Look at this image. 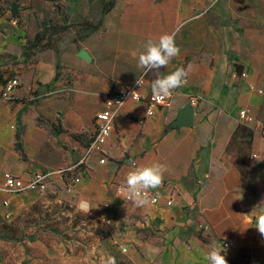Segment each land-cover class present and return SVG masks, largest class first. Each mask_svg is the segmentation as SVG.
I'll use <instances>...</instances> for the list:
<instances>
[{
    "label": "crops",
    "instance_id": "crops-1",
    "mask_svg": "<svg viewBox=\"0 0 264 264\" xmlns=\"http://www.w3.org/2000/svg\"><path fill=\"white\" fill-rule=\"evenodd\" d=\"M250 1L114 0L101 27L77 49H84L89 60L76 55L77 62H87L85 85L103 97L98 110L107 94L143 73L137 67L138 55L149 38L163 33L175 32L181 51L159 72L183 66L189 72L188 83L150 115L142 100H127L113 113L112 132L102 146L106 161L100 163L98 154L87 157L86 176L70 203L63 204L68 205L65 215L81 214L93 224L119 226L116 237L130 235L147 256L146 264L159 257L158 264H207L205 253L213 244L222 249L228 264H264V237L252 227L264 207L258 205L241 170V163L254 155L259 135H264V38L254 32L253 38L251 30L235 25L240 10L252 7ZM254 1L264 9V0ZM7 44L2 42L0 52ZM155 78V71L145 76L143 95ZM190 96L197 98L191 124L172 126ZM241 108L254 120H238ZM8 114L0 115V120L6 121ZM130 159L139 165L166 166L163 183L176 192L170 206L163 205L162 197L145 207L120 199L115 186L125 181ZM1 182L2 170L0 198L22 210L41 195L35 190L9 194ZM82 201L93 207L87 215L79 210ZM138 227L158 234L162 241L141 240L133 230ZM59 260L57 264H72L67 256Z\"/></svg>",
    "mask_w": 264,
    "mask_h": 264
},
{
    "label": "rangeland",
    "instance_id": "rangeland-1",
    "mask_svg": "<svg viewBox=\"0 0 264 264\" xmlns=\"http://www.w3.org/2000/svg\"><path fill=\"white\" fill-rule=\"evenodd\" d=\"M101 1H0V45L8 43L0 52V74L4 80L13 76L19 80L10 99L0 97V115L9 113L6 121L0 120L2 172L21 174L26 167L55 169L83 156L103 97L85 85L87 62H77L76 51L86 37L80 36L81 23L100 17ZM250 3V9L240 10L235 25L251 30L253 38L254 33L264 38V9L258 1ZM54 23L66 25V29L51 36L50 48H22L26 38ZM16 130L20 131L21 154L14 148ZM255 149L244 169L258 205L264 207V135H259ZM80 183L71 192L56 184L55 193L41 194L24 210L0 198V264H57L65 256L72 264H108L109 258L116 264H146L147 256L136 248L130 235L116 237L119 226L93 224L81 214L65 215L68 205L63 204L70 203ZM133 230L141 240L162 241L147 228Z\"/></svg>",
    "mask_w": 264,
    "mask_h": 264
},
{
    "label": "built area",
    "instance_id": "built-area-1",
    "mask_svg": "<svg viewBox=\"0 0 264 264\" xmlns=\"http://www.w3.org/2000/svg\"><path fill=\"white\" fill-rule=\"evenodd\" d=\"M142 75H138L136 78H139ZM239 75L245 76V71H240ZM136 78L131 82L125 84L121 89L115 93L107 94L104 99L103 107L98 110L93 117V131L91 138L84 147L83 156L68 166L58 167L55 169H48L45 167H32L23 170L21 174H14L9 171L2 172V182L1 186L4 191L7 193H16L24 190H35L41 194L51 191L55 193V185L63 187L66 191H73V187L80 183L84 175L86 174V164L85 160L92 153L99 155V162L103 163L106 161V156L104 150L102 149L103 144L105 143L107 137L112 132L111 117L113 113L123 105L127 100L140 101L142 100L145 105V112L147 115H150L158 107L168 101L156 100L154 99L151 90L148 91L145 95L141 93V89L145 87L144 85L139 88L135 83ZM144 76V81H145ZM146 82V81H145ZM19 85V80L16 77H9L0 84V97L3 99H10L12 97L14 89ZM258 92H262L261 88L256 89ZM134 92V93H133ZM111 101L112 103H110ZM197 101L195 96L189 97V104L194 106ZM109 102V103H108ZM120 103V104H118ZM238 120L251 122L254 120V117L246 109H239L237 111ZM130 161H135L137 165V159H130ZM69 181V182H68ZM118 183L115 186V190L119 195L120 199L123 202H130L125 199L126 194L120 191V186L123 184ZM176 194L173 187H168L166 189L165 183H163L158 189L151 190L150 204H157L161 197L163 198V205L170 206L172 204L173 196ZM6 204V201H3ZM103 222H110L109 219H101ZM226 244V242H223ZM122 251H125V247L121 248Z\"/></svg>",
    "mask_w": 264,
    "mask_h": 264
},
{
    "label": "clouds",
    "instance_id": "clouds-1",
    "mask_svg": "<svg viewBox=\"0 0 264 264\" xmlns=\"http://www.w3.org/2000/svg\"><path fill=\"white\" fill-rule=\"evenodd\" d=\"M143 49L137 59V67L143 70L142 75L135 81L139 88L145 83L144 76L153 71H155L156 78L150 82V88L156 100L171 97L177 89L188 83L189 72L183 66L177 67L167 74L159 72L161 68L167 67L174 58L180 55L181 50L176 44L175 32L163 33L156 39L149 38L144 43ZM129 165L130 170L127 172L124 183L120 186V191L125 193V199L136 207H145L152 202L150 200L151 190L158 189L163 184L168 169L160 162L137 165L135 161H130ZM92 208L87 202L82 201L79 204V210L86 215ZM101 219L104 218L101 217ZM252 227H255L259 234L264 237V212L255 217V223ZM222 253V249L213 244L205 253L204 258L207 264H228L225 255ZM108 264H116L115 259L109 258Z\"/></svg>",
    "mask_w": 264,
    "mask_h": 264
},
{
    "label": "trees",
    "instance_id": "trees-1",
    "mask_svg": "<svg viewBox=\"0 0 264 264\" xmlns=\"http://www.w3.org/2000/svg\"><path fill=\"white\" fill-rule=\"evenodd\" d=\"M51 1H55V0H51ZM113 4H114V0H107V1L102 0L101 1L102 7L99 14L100 17L96 21L83 20L81 25L83 26L84 29L80 36L85 37L91 34L92 32L96 31L97 29H99L102 25L103 16L112 8ZM12 11L15 13L16 12L15 8H12ZM65 29H66V25H57L56 23L47 25L43 27V29L35 31L31 39L26 38V41L23 43L22 48L24 50L30 48V50L32 51L50 48L51 36L54 35L55 33L62 32ZM3 81L4 79H2V75L0 74V84H2ZM19 136H20V131L16 130L14 132V138H15L14 148L21 154L22 145L19 140ZM248 136L249 139H247L246 142L249 144L251 140L250 139L251 133H249ZM244 162H246V160L241 163L242 164L241 170L245 174ZM3 236H6L7 238L11 237V235H3Z\"/></svg>",
    "mask_w": 264,
    "mask_h": 264
},
{
    "label": "water",
    "instance_id": "water-1",
    "mask_svg": "<svg viewBox=\"0 0 264 264\" xmlns=\"http://www.w3.org/2000/svg\"><path fill=\"white\" fill-rule=\"evenodd\" d=\"M77 56L89 60V56L84 49H79L77 51ZM193 106L190 104L184 105V107L179 110L176 118L171 122L172 126H183L189 125L192 122Z\"/></svg>",
    "mask_w": 264,
    "mask_h": 264
}]
</instances>
